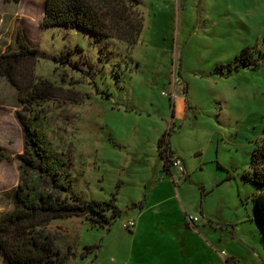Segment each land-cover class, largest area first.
Wrapping results in <instances>:
<instances>
[{"label":"rangeland","instance_id":"1","mask_svg":"<svg viewBox=\"0 0 264 264\" xmlns=\"http://www.w3.org/2000/svg\"><path fill=\"white\" fill-rule=\"evenodd\" d=\"M44 5L0 0V53L17 48V32L37 49L22 71L56 87L38 108L46 141L66 159L70 151L76 192L114 198L121 210L109 226L78 216L51 221L61 250L56 264H147L142 248L153 247L123 222L159 183L201 224L196 232L208 247L199 253L212 257L204 264H264L251 199L258 185L243 177L264 137V0H141L143 28L131 46L44 26ZM68 90L82 99H66ZM25 108L0 74V146L11 157L23 146L15 112L31 120ZM162 136L184 161L185 175L164 167ZM17 166L16 159L0 161V214L13 209ZM170 204L166 219L177 214Z\"/></svg>","mask_w":264,"mask_h":264},{"label":"trees","instance_id":"2","mask_svg":"<svg viewBox=\"0 0 264 264\" xmlns=\"http://www.w3.org/2000/svg\"><path fill=\"white\" fill-rule=\"evenodd\" d=\"M140 2L45 0L42 24L89 33L96 40L116 38L131 46L143 28V16L137 9ZM16 44V49L8 47L0 53V74L15 85L19 101L32 116L27 121L15 112L22 130L21 153L11 157L0 146V161L16 159L19 171V182L12 192L13 209L0 214V259L2 264H56L61 250L49 228L51 221L78 216L92 226H109L121 210L114 198L87 200L74 190V180L68 179L70 151L67 159L63 152L57 154L37 119L38 108L55 96L56 87L48 80L35 78L32 72L23 75L25 64L37 58V49L21 32L16 34ZM68 93L63 97L82 99L79 91ZM158 148L168 170L173 152L165 136L158 140ZM243 177L258 185L251 199L264 235V137L257 141Z\"/></svg>","mask_w":264,"mask_h":264},{"label":"crops","instance_id":"3","mask_svg":"<svg viewBox=\"0 0 264 264\" xmlns=\"http://www.w3.org/2000/svg\"><path fill=\"white\" fill-rule=\"evenodd\" d=\"M170 148L173 155H178L181 158L178 153L173 151L174 149L171 145ZM171 168L174 167L170 165L168 172H170ZM184 169V173L179 174H186L187 169L185 164ZM153 195L158 197L151 200ZM145 200L143 205L141 204L134 214L135 225L132 231V237L134 239L145 237L147 241L143 244H149L153 247L142 248V252L146 257V260L142 262L147 264H154L155 261L157 264H190L189 262L192 257L196 256V264H204L210 258L212 259L211 256L205 257L206 255L199 253L208 247L205 239L196 232L198 229L200 230L201 224H196L197 222L191 223L189 221L188 216L191 214L186 211L183 213L181 206L176 202L172 189L168 193L167 188L162 187V184H154L147 192ZM172 201L175 204L177 214L173 219H166L162 214L169 213L165 208L171 205L170 203ZM192 240L193 247L190 246ZM194 249L196 250L194 251ZM199 257L202 259L201 262ZM215 257L218 256L215 254Z\"/></svg>","mask_w":264,"mask_h":264},{"label":"built area","instance_id":"4","mask_svg":"<svg viewBox=\"0 0 264 264\" xmlns=\"http://www.w3.org/2000/svg\"><path fill=\"white\" fill-rule=\"evenodd\" d=\"M171 166L174 167L176 169V171L178 173H184V164L182 159L178 156V155H173L172 157V161H171ZM188 219L191 223L196 222L197 217L196 216H188ZM135 225V220H127L123 222V226L127 227V228H132ZM223 254V252L221 253Z\"/></svg>","mask_w":264,"mask_h":264}]
</instances>
